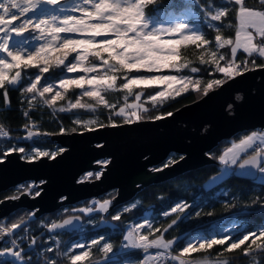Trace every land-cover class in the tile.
Segmentation results:
<instances>
[{
  "label": "snow or ice",
  "instance_id": "1",
  "mask_svg": "<svg viewBox=\"0 0 264 264\" xmlns=\"http://www.w3.org/2000/svg\"><path fill=\"white\" fill-rule=\"evenodd\" d=\"M162 6L163 0H73L70 5L66 0H0V95L3 101L0 111L11 108L10 90H19L23 97L21 104L26 102L28 105L23 110V116L28 121L23 126L27 130L23 139L41 135L38 131H32L35 124L30 111L37 105L53 109V114L71 109H86L95 113L99 107L108 108L111 111L107 123L98 118L87 121L77 118L73 124L88 132L117 128L145 119L157 121L173 115L172 112H164L146 117L144 114L151 110L144 107V103L150 102L156 108L188 92L189 86L191 90L202 91L206 96L210 90L222 87L229 80L264 69V62L257 63V60L264 61V0H258L252 6L248 0H183L167 5L179 9L178 13H158L169 17L166 24L149 14L150 9ZM194 8L198 11H193ZM76 12L80 15L72 14ZM233 13L234 19H228ZM201 15L207 21V27L215 32L212 38L197 22V17ZM30 41L38 43L32 46ZM188 46L198 50L200 66L184 56L183 50ZM225 48L229 50L228 53L222 51ZM240 50L245 57L243 60L239 59ZM208 68L212 70L208 72L209 75L212 72L220 73L223 78L203 82L193 79L191 75L181 74L183 69L198 74L207 72ZM30 69L36 72L25 84V76ZM53 69L60 70L56 83L45 82V74ZM163 69L174 70L177 74H150L161 73ZM65 71L68 74H82L64 76ZM174 84L180 87L174 88ZM160 85L164 87L159 88ZM135 88L141 91L136 92ZM144 89L149 91L144 92ZM70 90H79L75 102L67 96ZM115 91L125 93L124 105L118 110L115 104L106 99L108 93ZM28 94H31L30 97ZM144 95L147 100L139 103ZM128 96H134L136 102L128 103ZM83 97H88L94 103L83 102ZM66 99V106L57 107L58 101ZM115 116L121 117L122 123L113 119ZM77 131L76 127L71 129V132ZM67 132L68 129L61 126L59 133L43 135ZM0 138L11 139L10 131L2 120ZM96 147L102 148L103 145L97 144ZM66 151L63 147L54 151L33 147L29 152L16 144L0 145V164H4L12 154H19V159L26 163H34L41 158L55 160ZM208 155L223 166L220 175L213 177V181L235 174L251 177L264 185V129L231 141L219 156ZM183 159L184 156H180L179 160L172 157L161 167L152 170L163 171ZM96 163L107 166L111 161L105 159ZM103 172L104 168L89 171L77 182L100 180ZM45 183V180H40L39 184L25 182L16 188L14 194L4 199L19 200L22 196L35 199L41 196V185ZM110 203L109 200L96 201L97 207L79 211L108 212ZM252 205L264 209V196L253 199L245 207ZM131 207L135 208L136 204ZM189 207L187 203H177L171 207V213L177 215L165 227H154L148 219L129 226L123 236L125 243L119 249L107 242L103 235L87 244L72 243L63 251L59 249V242L55 249L45 248L39 243V237L29 235L25 217L9 224L0 222V241H4V246L0 247V264H60V259H65L67 264H233L234 260L242 258L247 264H264V224L238 231L236 235L227 230L212 233L193 226L188 233L189 238L182 243L178 237L166 239L165 234L178 221L189 218L185 211ZM129 210L128 207L123 209L124 212ZM181 213L185 215L181 216ZM33 215L29 213L28 219ZM163 215L167 217L169 212ZM200 215V212L195 213L196 217ZM206 215L212 216L214 213L208 212ZM73 219L78 221L80 217H70L62 223L54 221L47 226L48 230L51 232L70 225ZM121 219L119 211L111 216L112 221ZM101 223L106 221L102 220ZM112 227L115 230L119 225ZM20 231L23 235L19 234ZM25 241L27 247H24ZM93 248L100 254V259L95 257ZM150 250L155 251L150 253ZM137 252L140 255L133 261ZM49 253H54V256H49ZM197 253L206 255L193 259ZM226 253L238 255L229 257L225 256Z\"/></svg>",
  "mask_w": 264,
  "mask_h": 264
},
{
  "label": "water",
  "instance_id": "2",
  "mask_svg": "<svg viewBox=\"0 0 264 264\" xmlns=\"http://www.w3.org/2000/svg\"><path fill=\"white\" fill-rule=\"evenodd\" d=\"M172 113L157 121L53 135L52 139L67 150L55 160L41 158L26 163L19 154L10 155L0 164V192L25 181L46 183L41 185V196L35 199L22 196L19 200H1L0 219L20 208L39 216L116 190L112 207L128 202L148 184L164 182L214 162L208 154L218 142L238 133L264 129V69L229 80ZM97 144L103 147L97 148ZM171 153L184 159L163 171L152 170ZM104 158L111 163L103 167L100 180L77 182L82 174L96 170V161ZM80 224V220L73 219L72 224L56 230H74Z\"/></svg>",
  "mask_w": 264,
  "mask_h": 264
},
{
  "label": "trees",
  "instance_id": "3",
  "mask_svg": "<svg viewBox=\"0 0 264 264\" xmlns=\"http://www.w3.org/2000/svg\"><path fill=\"white\" fill-rule=\"evenodd\" d=\"M179 2H183V0H163V6L150 9L149 14L156 17L160 16V14H158L160 12L178 13L179 9L167 7V5ZM206 2H210V0H206ZM217 2H219V0H217ZM248 3L252 6L257 4L258 0H248ZM193 11H198V9L194 8ZM228 19H234V13ZM197 22L201 25L202 30L209 38H212L215 35L214 30L207 27V21L202 15L197 17ZM225 23H227V21H225ZM225 34L231 33L226 32ZM222 51L228 53L229 50L225 48ZM183 54L185 57L192 60L196 66H200L197 59L199 52L194 46H188L185 48ZM244 58V54L242 53V50H240L239 59L243 60ZM261 62L264 61L257 60V63ZM201 67L207 68V66ZM211 71L212 70L208 68L207 72L201 71L198 74H191L188 69H184L185 74H190L196 79H201L203 82H206L211 78H223L220 73L212 72V74L209 75L208 72ZM9 95L11 97V108L6 111H0V120H2L6 128L10 131L11 139L0 138V145L16 144L20 147H25L29 152H31L33 147H40L42 150L54 151L59 148L60 145L52 139L53 135H43L44 133H59L61 126L68 129L67 133H70L73 127H76L78 131H83L79 125L73 124L75 118L71 115L72 113L56 112L53 114V109L48 108L47 106L37 105L30 111V116L35 124V127H33L32 130L35 132L38 131L41 135L35 136L32 139H23L27 133V130L23 126L28 122L27 118L23 116V110L27 109L28 105L26 102L21 104L23 97L19 90L11 89ZM124 96V92L115 91L108 93L106 99L109 103L115 104L118 110L119 107L124 105ZM202 96V91L197 92L190 89L188 92L183 93L175 99L169 100L163 105H157L156 108L152 109L151 106L147 105L146 107L151 111L144 115L147 117L148 115L173 112L184 105L194 102ZM131 98L132 96L127 97V101L130 102ZM2 104V95H0V106H2ZM104 110H99L93 113V119L98 118L99 121L107 123L111 110L107 109L106 112H104ZM113 119L118 123H122V118L119 116H115ZM244 133L245 132L236 134L233 139H238ZM17 137H20L21 139L17 140ZM233 139H224L218 142L209 151V154L219 156ZM180 156L181 155L179 154L171 153L165 160L155 165L154 168L161 167L172 157L179 159ZM219 171L220 163L214 159V162L212 163L188 170L173 179L148 184L140 188L128 202L109 207L108 212H80L79 210L81 207H97L95 203L92 204L90 199H88L72 205H62L51 213H45L39 216L33 215L31 219H27L25 226L29 229L30 236L40 238L39 243H41L43 247H53L55 249L57 248V242H59V249L63 251L71 246L72 243L87 244L90 243L92 239L98 238L100 235L105 236L106 241L112 243L114 248L117 249L122 233L128 222L134 220L136 223H142L144 219H148L152 222L154 227H165L172 219L176 218L177 214L171 213L170 209L177 203H187L190 206L185 210L186 213L189 214V218L178 221L177 225H174L173 228L165 234V238L172 239L178 237L181 243L189 238L188 233L193 230V226H195L196 229H208L212 233L221 232L230 226H236L230 231L233 235H236L238 231L243 232L245 229L255 228L264 224V209L259 205H252L250 208L245 207L246 205H250L253 199L264 196V185L259 181L253 180L251 177H240L235 174H229L208 186L206 181ZM92 172H95V170ZM19 185L20 184L0 192V201L5 200L4 197L14 194ZM115 194L116 190H111L100 196V198L112 199V196ZM125 204H136V207L132 208L130 206L128 207L130 210L124 212L120 209ZM110 205H112V202ZM118 211L122 216L121 221H112L111 216L115 215ZM32 212L33 211L20 208L3 219H0V222L9 224L20 217H28V214ZM164 212H169V216H164ZM196 212H200L201 215L196 217ZM208 212H213L214 215H206ZM180 215L184 216L185 214L181 213ZM76 216H79L81 221L78 229H54L51 232L48 230L47 226L52 222L55 221L59 223L66 218ZM102 220L106 221V223H101ZM112 225H119V227L114 230ZM142 231H146V229H142ZM19 234L23 235V232L20 231ZM3 246L4 242L0 247ZM24 247H27L26 241ZM37 251H39V249H37ZM92 251L95 257L100 259L98 251L95 248H93ZM48 255L54 256V253H49ZM139 255L140 253H135L132 258L133 261ZM204 255H206V253H197L194 254L192 258L198 259ZM236 255L238 254H225V256L229 257H234ZM33 259H35V256ZM60 264H67V261L65 259H60ZM233 264H247V261L242 258L238 261L234 260Z\"/></svg>",
  "mask_w": 264,
  "mask_h": 264
},
{
  "label": "rangeland",
  "instance_id": "4",
  "mask_svg": "<svg viewBox=\"0 0 264 264\" xmlns=\"http://www.w3.org/2000/svg\"><path fill=\"white\" fill-rule=\"evenodd\" d=\"M62 2H64V0H62ZM78 2H82V0H78ZM66 3L70 5V4L73 3V0H66ZM72 14H74V15H80L79 12L72 13ZM154 17H155V16H154ZM155 19H156L158 22L165 23V24L169 22V17H167V16H165V15L156 16ZM164 38L167 39L168 37H164ZM98 39H99V38H98ZM30 43L32 44V46H35L38 42H37V41H30ZM35 72H36L35 69H30V70H29V72H28V73L26 74V76H25V84H26V82H27L29 79L32 78V74L35 73ZM79 74H82V73L68 74L66 71L63 73L64 76L79 75ZM150 74H177V73H175L174 70L163 69V70L161 71V73H150ZM181 74H185L184 69L182 70ZM59 75H60V70H59V69H53V70L50 71L49 73L45 74V82L55 84V83H56V80H57L58 77H59ZM187 75H190V74H187ZM191 76H192V75H191ZM192 77H193V79H196L194 76H192ZM163 87H164L163 85H160V86H159V88H163ZM173 87H174V88H179L180 85H179V84H174ZM189 87H190V89H191V86H189ZM157 90H159V89H157ZM61 91H62V90H61ZM134 91L139 92V91H141V89H140V88H135ZM143 91H144V92H147V91H149V90L144 89ZM78 92H79V90H70L69 93L67 94V96L70 97V98L72 99L73 102H75V97H76V95L78 94ZM30 95H31V94H28L29 97H30ZM48 95H51V94H48ZM128 97H130V96H128ZM38 99H39V98H38ZM82 100H83V102L94 103V101H91L88 97H83ZM146 100H147V96L144 95V96H142V100H141V102H139V103H144V101H146ZM133 102H136L134 96H132L130 102H128V103H133ZM67 103H68L67 99H66V100L58 101V105H57V107H59V106H61V105L66 106ZM147 105L151 106V108L153 109L152 104H151L150 102L144 103V107H146ZM146 108H147V107H146ZM104 109L107 110L108 108H104V107L101 108V107H99L96 111H99V110L103 111ZM106 110H104V112H106ZM66 112H68V113H72L71 115H73L75 119L78 118V119H80V120H82V121L91 120V119H93V116H94V115H93V112H91V111H89V110H86V109H71V110L66 111ZM59 113H60V112H59ZM81 118H82V119H81ZM255 130H258V129H255ZM255 130H251V131L245 132L243 135L248 134V133H250V132H252V131H255ZM32 131H33V130H32ZM34 132H35V131H34ZM26 134H27V133H26ZM243 135H242V136H243ZM25 136H26V135H25ZM233 137H234V136H233ZM233 137L230 138V139H233ZM233 140H235V139H233ZM233 140H232V141H233ZM229 145H230V144H229ZM229 145H228V146H229ZM228 146H227V147H228ZM105 159H107V158L100 159V160H105ZM217 161H218V160H217ZM103 167H104V165L97 164V169H96L95 171L100 170V169L103 168ZM222 167H223V166L220 164V171H219L218 173H216L215 175H213L212 177H210V179H208V180L206 181V184H207L208 186L220 180V179H218V180H216V181H213V177H217V176L220 175V173H221V171H222ZM86 173H87V172H86ZM86 173L82 174V175L79 177L78 180H80V178H81L82 176H84ZM224 177H225V176H224ZM32 182H33V181H32ZM36 183L39 184V182H36ZM114 196H115V195H113L112 198H113ZM103 200H109V201H111V199H109V198H100V197H98V198H91V199H90V201H91L92 204L95 203L96 201H100V202H102ZM110 204H111V203H110ZM110 206H111V205H109V207H110ZM130 206H131V204H125L120 210H123L125 207H130ZM80 209H84V208L81 207ZM97 211H98V210H97ZM32 213H33V212H32ZM23 217H24V216H23ZM27 219H28V217H26V220H27ZM17 220H18V219H17ZM234 227H236V226H230L229 228H227V229H225V230H227V231L230 232ZM74 251H77V252H78V251H80V250H74Z\"/></svg>",
  "mask_w": 264,
  "mask_h": 264
},
{
  "label": "built area",
  "instance_id": "5",
  "mask_svg": "<svg viewBox=\"0 0 264 264\" xmlns=\"http://www.w3.org/2000/svg\"><path fill=\"white\" fill-rule=\"evenodd\" d=\"M134 224H136V222H135L134 220H131L130 222H128V223L126 224L125 229H124V231H123V233H122V237H121L120 243H119L117 249H119V248L122 246V244L125 243V242L123 241V236H124L126 230L128 229V227L131 226V225H134ZM141 231H142V230H141ZM3 242H4V241H3ZM154 251H155V250H150V253H151V252H154Z\"/></svg>",
  "mask_w": 264,
  "mask_h": 264
},
{
  "label": "bare ground",
  "instance_id": "6",
  "mask_svg": "<svg viewBox=\"0 0 264 264\" xmlns=\"http://www.w3.org/2000/svg\"><path fill=\"white\" fill-rule=\"evenodd\" d=\"M146 74H148V73H146Z\"/></svg>",
  "mask_w": 264,
  "mask_h": 264
}]
</instances>
